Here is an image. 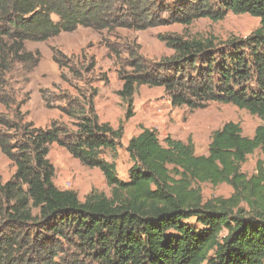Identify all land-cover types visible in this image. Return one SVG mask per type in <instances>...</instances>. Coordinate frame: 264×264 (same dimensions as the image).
I'll list each match as a JSON object with an SVG mask.
<instances>
[{
    "label": "trees",
    "instance_id": "obj_1",
    "mask_svg": "<svg viewBox=\"0 0 264 264\" xmlns=\"http://www.w3.org/2000/svg\"><path fill=\"white\" fill-rule=\"evenodd\" d=\"M229 13L257 18L260 27L225 41L161 34L173 55L153 62L131 51L118 96L126 121L141 85L164 88L177 107L232 104L263 121L253 137L226 123L213 133L208 155L199 156L192 140L162 142L156 130L142 128L126 147L133 165L124 181L116 162L101 157L122 145L124 123L114 128L100 121L96 90L76 108L56 107L75 130L61 121L48 128L25 121L28 96L20 99L9 75L18 65L38 67L41 53L26 42L79 27L144 31L201 18L219 22ZM60 58L53 57L61 68L70 66L67 56ZM0 104L6 109L0 150L15 167L7 182L0 178V264H264V0H219L218 6L212 0H0ZM52 144L98 168L110 196L93 190L82 201L76 191L59 189ZM257 151L263 159L248 176L242 167ZM202 184L233 192L205 201Z\"/></svg>",
    "mask_w": 264,
    "mask_h": 264
},
{
    "label": "rangeland",
    "instance_id": "obj_2",
    "mask_svg": "<svg viewBox=\"0 0 264 264\" xmlns=\"http://www.w3.org/2000/svg\"><path fill=\"white\" fill-rule=\"evenodd\" d=\"M175 0H165L172 5ZM218 6L219 0H212ZM55 21H58L54 17ZM260 27V20L250 15L229 13L226 18L214 22L201 18L190 26L173 24L160 26L144 31L119 28L114 31L96 30L79 27L73 33H62L46 41H28L29 51L40 52L41 60L37 68L31 70L28 65H18L9 75L11 83L19 93L20 99L28 96L22 107L25 121L32 122L36 127L48 128L53 121H61L75 130L74 120L64 115L56 107L76 108L84 103V96L96 90L95 109L102 123H109L117 128L124 123L122 145L114 154L103 150L101 157L107 161H115L117 173L124 180H129V169L133 163L126 151L128 139L138 134L142 128H151L158 132L163 142L167 136L188 142L192 140L197 155H207L212 135L226 123L240 124L246 137H253L256 128L263 121L241 110L232 104L211 102L205 108L192 110L187 106L172 105L164 88L138 86L134 94V116L125 119L126 104L118 96L123 87L119 72L128 68L131 51H139L141 55L153 62L173 55L159 38V35L178 34L185 38H206L211 35L220 40L230 38H246ZM63 54L69 60V67L61 68L53 59ZM61 59V58H60ZM46 95V100L43 98ZM72 103H67V96ZM47 101L49 106L47 105ZM55 107V108H54ZM6 112L0 104V113ZM263 159L257 151L248 157L242 171L248 176L256 173L258 160ZM49 160L55 167L54 181L59 187L68 188L78 193L84 200L93 190L110 196L111 190L98 168L83 166L79 160L57 144L50 146ZM15 173V167L0 150V178L7 182ZM205 201L217 197L228 198L233 190L227 185L214 187L211 184L200 185ZM200 229L201 227L190 221ZM226 233L223 234L225 236Z\"/></svg>",
    "mask_w": 264,
    "mask_h": 264
},
{
    "label": "crops",
    "instance_id": "obj_3",
    "mask_svg": "<svg viewBox=\"0 0 264 264\" xmlns=\"http://www.w3.org/2000/svg\"><path fill=\"white\" fill-rule=\"evenodd\" d=\"M148 129H151V128H148ZM141 132V131H140ZM140 132L138 133V134H140ZM138 134H136L135 136H137ZM135 136H133V137H135ZM133 137H131V138H129L128 139V143H129V141L133 138ZM128 145V144H127ZM127 147V146H126ZM208 152H209V148H208ZM208 155V154H207ZM109 162H111V161H109ZM54 183H55V185L59 188V189H61V190H69L68 188H64V187H59L60 185H58V183H56V181H54ZM87 196V195H86ZM85 199V198H84Z\"/></svg>",
    "mask_w": 264,
    "mask_h": 264
}]
</instances>
